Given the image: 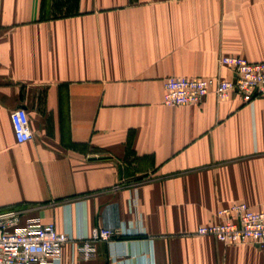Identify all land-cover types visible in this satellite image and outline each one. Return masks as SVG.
<instances>
[{
    "label": "crops",
    "instance_id": "1",
    "mask_svg": "<svg viewBox=\"0 0 264 264\" xmlns=\"http://www.w3.org/2000/svg\"><path fill=\"white\" fill-rule=\"evenodd\" d=\"M226 56L264 61V0H0V211L71 235L46 264H264L196 234L264 211V94L162 102L168 77L232 80ZM93 227L130 233L84 259Z\"/></svg>",
    "mask_w": 264,
    "mask_h": 264
},
{
    "label": "built area",
    "instance_id": "2",
    "mask_svg": "<svg viewBox=\"0 0 264 264\" xmlns=\"http://www.w3.org/2000/svg\"><path fill=\"white\" fill-rule=\"evenodd\" d=\"M219 65L232 70V80L168 77L164 82L163 104L195 105L210 93L224 99L232 91L250 102L264 94V61L226 56L219 59ZM10 119L16 141H29L27 111L17 108L10 113ZM22 216L23 211L18 208L0 211V264H46L49 257L58 259L62 246L72 240L71 235L58 232L52 223L38 224L36 219L22 224ZM216 216L217 222L199 226L196 234L212 236L224 244H249L264 249V211H253L245 203H233L218 210ZM129 233L124 227L115 230L93 227L89 237L76 238L82 244V257L90 259L95 255L94 241L109 242Z\"/></svg>",
    "mask_w": 264,
    "mask_h": 264
}]
</instances>
